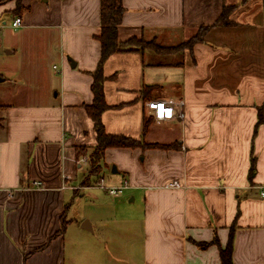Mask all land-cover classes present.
<instances>
[{
  "label": "crops",
  "instance_id": "crops-1",
  "mask_svg": "<svg viewBox=\"0 0 264 264\" xmlns=\"http://www.w3.org/2000/svg\"><path fill=\"white\" fill-rule=\"evenodd\" d=\"M123 4L121 42L173 44L208 26L180 53L133 43L104 63L106 131L169 145L109 147L104 155L117 167L107 186L128 180L108 202L119 223L136 226L128 227L134 235L141 225L140 241L110 242L74 213L101 186L83 183L89 157L78 153L97 142L85 106L94 99L101 0H0V26L20 15L18 35L28 38L21 46L2 39L18 56L6 69L29 89L26 102L0 103V264H222L232 229L233 264H264V0ZM226 6L230 23L219 24ZM160 98L183 99L184 118L156 120L148 103ZM123 196L137 205L123 208ZM215 236L219 244H198Z\"/></svg>",
  "mask_w": 264,
  "mask_h": 264
},
{
  "label": "trees",
  "instance_id": "trees-1",
  "mask_svg": "<svg viewBox=\"0 0 264 264\" xmlns=\"http://www.w3.org/2000/svg\"><path fill=\"white\" fill-rule=\"evenodd\" d=\"M18 7L15 9V12L17 14H21L24 6L20 5L18 3ZM232 7H225L222 11L220 17L218 18L219 24H228L230 23V20L228 18V12L230 11ZM125 12V7L123 4V0H101V29L100 32L96 35L97 39L100 41V59L98 62V66L96 70L93 73V82L91 85L92 92L94 94V99L92 103L86 104V110L90 117L94 121L95 125V131L97 135V142L93 147V151L90 154H87V151L83 150L84 147H81L78 149V153L80 155L87 154L89 157V161L91 162V167H101V163L104 159L105 152L107 148L109 147H162L166 148L169 145L161 144V143H149L146 142L144 139H136L133 137H129L123 134H113L109 133L105 129V125L102 121L101 115L102 112L108 108V104L105 100L104 95V80L105 75L103 72L104 63L108 59L110 55H112L115 52L121 51L125 49L129 44H137L135 43V39H131L127 42H121L118 38V31H119V25L121 24L123 20ZM208 26L202 27V30H200V35L196 36L192 41L187 40L182 41L181 45L178 47H166L165 45H159V44H153L149 48H153L157 52L161 53H167L172 55L173 50H176L175 52H182L186 48H192L194 44L202 40L203 32L207 30ZM139 45V44H137ZM141 48V45H139ZM146 47V46H145ZM151 119H146L145 121V130L147 129V126ZM264 123V108H260L259 114H258V125ZM257 125V126H258ZM86 149V148H85ZM82 152H79L81 151ZM90 167V168H91ZM255 170V163L251 165L250 174H252ZM99 171V169H98ZM95 175L96 173H90L88 171V180L92 175ZM94 184V183H93ZM233 237L234 232L233 229L230 232V237L228 240V244L225 248L220 249V255H221V261L222 264H233L232 261V249H233ZM219 244V240L217 236L213 238L211 242H200L198 243L201 246H207L208 244Z\"/></svg>",
  "mask_w": 264,
  "mask_h": 264
},
{
  "label": "rangeland",
  "instance_id": "rangeland-1",
  "mask_svg": "<svg viewBox=\"0 0 264 264\" xmlns=\"http://www.w3.org/2000/svg\"><path fill=\"white\" fill-rule=\"evenodd\" d=\"M23 14L26 12V10L23 8ZM10 21L11 19H8V23L7 24H2L0 26V75L2 74L4 77V80L0 81V103L4 104V105H10V104H16L19 102H26V99H28V97H26L27 95V91L29 90L27 88V86H23L25 84L20 83V82H15L14 81V75L12 74V72L8 71V69H6V64H11L14 63L17 59L18 56L17 55H13V53H7L9 49H11L13 46H9V45H5L2 41L3 38H7V39H14V41H16L14 43V46H21L24 44V41H28V38H26V40L22 37L21 34L18 35V32L21 31L22 27L19 26L17 28H14L10 25ZM21 27V28H20ZM19 29V30H18ZM200 35V30H198L196 33L192 34L187 40L192 41L196 36ZM187 40H184L185 42ZM183 40H175L173 42V44H167L166 42H162L160 40H158L155 37H140V38H136L135 39V43L141 45L142 47H150L153 44H159V45H165L166 47H178L181 45V42ZM18 42V43H17ZM172 43V42H170ZM16 51L19 49H15ZM70 57V56H69ZM68 59V57H67ZM69 60V59H68ZM50 64V62L48 63ZM52 64V61H51ZM49 66V65H48ZM50 68V67H49ZM1 75V76H2ZM3 120L0 118V126L2 125ZM93 147L87 149L86 147L83 148V150L87 151V154L92 153L93 151ZM86 148V149H85ZM79 152H82L79 151ZM91 162L89 161V172L90 173H96L95 176H93L92 179H85L83 181L84 184H92L94 183L95 185H99V183H101V186H98L99 190H96V196L97 197H93V195L91 194L92 190L88 189L86 191V195L89 197V195L91 194L92 197L89 198V200L87 201L85 196H82V199L78 202L75 203V214L77 216V218L79 219H84V220H88L91 223H94L96 225L97 230L95 232L96 236H104L105 238H107L110 242L114 241L113 238L119 242L123 236L127 235V240L130 242H135L138 243L140 241V236L141 234V225H137L139 226V229H137V231L134 232L133 230H130L128 227H136L134 225H132L131 223L127 222H123V223H119L118 219L121 218L120 216V212L116 214V211L113 210V203H109L108 201L111 200V198L113 196H111L109 194V191L107 189V185H109L110 181H109V176H111V171L113 168V165H115L114 162L107 160L106 164L104 161H102V165L99 168L98 167H91ZM91 167V168H90ZM99 169V171H98ZM94 175V174H93ZM125 175V174H124ZM126 177V176H125ZM102 179V180H101ZM94 191V190H93ZM129 192V190L127 192H125L123 195H126ZM81 195V194H80ZM124 200H123V208L124 207H135L137 205V203L135 204H131L129 203V199H126V196H123ZM102 198L105 199L106 202H108L109 204H105L104 206L99 205L100 202H102ZM106 198H108V200H106ZM110 199V200H109ZM116 214V215H115ZM105 219L107 221H105ZM108 225H107V224ZM105 224L107 227L106 228H101V225ZM122 227V228H121ZM128 228L129 230H126L125 228ZM123 229V231H122ZM109 232L115 233L118 232L117 235L114 234H110ZM132 235L133 238L131 237ZM111 247V250H113V246L112 244H109V248Z\"/></svg>",
  "mask_w": 264,
  "mask_h": 264
},
{
  "label": "built area",
  "instance_id": "built-area-1",
  "mask_svg": "<svg viewBox=\"0 0 264 264\" xmlns=\"http://www.w3.org/2000/svg\"><path fill=\"white\" fill-rule=\"evenodd\" d=\"M22 23V17L20 15H16L12 20L11 25L12 27L17 28L21 26ZM148 107L151 109L153 117L158 121L169 120L176 116L184 118L185 115L183 112V109L185 107V101L183 99H153L149 101ZM34 184L39 186L41 184V181L35 180ZM127 187L128 180L125 179L119 185L107 186V189L109 191V194L113 196H118ZM262 195H264V191H262Z\"/></svg>",
  "mask_w": 264,
  "mask_h": 264
},
{
  "label": "water",
  "instance_id": "water-1",
  "mask_svg": "<svg viewBox=\"0 0 264 264\" xmlns=\"http://www.w3.org/2000/svg\"><path fill=\"white\" fill-rule=\"evenodd\" d=\"M68 59H69V61H71L72 67L76 66V62L71 57H68ZM2 80H4V77L0 75V81H2ZM116 171H117V167H116V165H113L112 172H116ZM85 223H88L89 226L84 224L83 225L84 228H91L90 227V221L87 220V221H85Z\"/></svg>",
  "mask_w": 264,
  "mask_h": 264
}]
</instances>
